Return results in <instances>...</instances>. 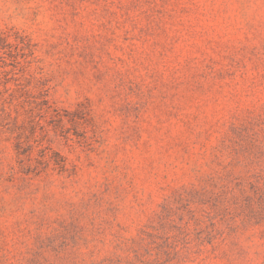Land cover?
I'll use <instances>...</instances> for the list:
<instances>
[{"label": "rangeland", "instance_id": "374dc122", "mask_svg": "<svg viewBox=\"0 0 264 264\" xmlns=\"http://www.w3.org/2000/svg\"><path fill=\"white\" fill-rule=\"evenodd\" d=\"M0 264H264V0H0Z\"/></svg>", "mask_w": 264, "mask_h": 264}]
</instances>
